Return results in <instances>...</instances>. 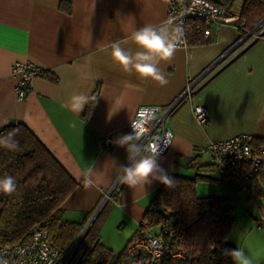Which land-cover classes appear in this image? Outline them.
I'll list each match as a JSON object with an SVG mask.
<instances>
[{
	"label": "crops",
	"instance_id": "obj_1",
	"mask_svg": "<svg viewBox=\"0 0 264 264\" xmlns=\"http://www.w3.org/2000/svg\"><path fill=\"white\" fill-rule=\"evenodd\" d=\"M167 6L168 0H0V129L12 121L25 123L80 183L61 205L64 217L87 224L94 214L101 216L100 242L111 250L123 245L122 250L161 182L146 185L145 194L120 183L119 165L131 161L126 146L115 141L129 134L128 125L140 105H166L194 79L192 97L166 118L173 139L158 164L169 177L204 176L196 184L197 195L222 197V208L232 211L227 242L244 247L253 264H264V222L251 212L252 221L240 200L245 190L251 198L253 189L262 186L264 169L258 181L245 187L210 167L211 154H197L211 141L236 135L264 141V36L242 40L241 20L229 15L206 43L179 45L170 61L158 65L167 85L123 72L111 58V44L120 42L125 53L135 57L142 51L131 40L135 30L146 24L169 30L177 25ZM18 60L45 72L31 80L24 99L16 96L18 77L12 74ZM96 91L87 118V105L80 113L64 107L74 93L84 92L91 99ZM195 105L207 108L205 123L195 118ZM106 139L114 145L107 146ZM193 158L195 167L190 165ZM104 231L117 234L106 240Z\"/></svg>",
	"mask_w": 264,
	"mask_h": 264
},
{
	"label": "trees",
	"instance_id": "obj_2",
	"mask_svg": "<svg viewBox=\"0 0 264 264\" xmlns=\"http://www.w3.org/2000/svg\"><path fill=\"white\" fill-rule=\"evenodd\" d=\"M211 1L227 6L228 16L237 14L245 22L246 29H252L264 19V0H239L237 8L235 5L238 0ZM203 30L201 20L190 19L186 32L187 44L206 43ZM97 93L98 91L93 94L86 106L85 118L92 111ZM12 130H17L14 138L19 145L16 150L0 145V177L13 176L17 189L12 194L1 193L0 242L14 244L27 241L31 230L39 226L55 242L59 249L58 261L61 262L72 251L86 225L85 221L66 219L61 207L80 183L25 123L12 121L5 124L0 129V138L6 137ZM253 143L257 145L262 140L254 138ZM213 166L216 168L215 164L210 167L214 168ZM262 173L260 177L263 176ZM171 178L175 181L174 185L166 187L161 183L142 219L153 230L158 228L159 232L156 233L163 235L169 243L170 251L183 252L184 257L165 255L160 264H233L231 257L225 254V250L237 249L227 242L233 218L230 208H222L225 199L215 195H197V182L205 180L202 175L194 178L172 175ZM262 181L264 183V176ZM259 195L264 197V191L257 186L251 197L257 199ZM258 206L264 211L262 203H258ZM98 218L99 215L73 249L68 263L135 264L138 255L127 252L128 244L121 251L114 252L100 242L96 225ZM104 253L106 256L102 258Z\"/></svg>",
	"mask_w": 264,
	"mask_h": 264
},
{
	"label": "built area",
	"instance_id": "obj_3",
	"mask_svg": "<svg viewBox=\"0 0 264 264\" xmlns=\"http://www.w3.org/2000/svg\"><path fill=\"white\" fill-rule=\"evenodd\" d=\"M236 10V9H235ZM229 9L227 6L219 5L211 0H168V16L175 19L177 25L183 29L184 43L186 45L187 25L190 19H199L204 24L203 36L208 41L212 33L216 30L221 20L228 16ZM262 22L255 25L252 29L245 28V22L241 20V29L243 31L242 40L247 37H262L264 29L255 33V29ZM179 39V35H176ZM12 74L17 76L15 92L18 99H24L30 89V82L33 78L43 76L44 70L30 61H15L12 65ZM194 79H188L182 93L173 101L166 105H140L132 118L138 116H154L147 124V132L141 140V144L146 147L151 145L157 137H163L171 133L166 125L167 116L174 108L185 98L189 99L194 93ZM194 116L201 122L205 123L208 118V110L203 105H195ZM131 120V121H132ZM131 121L128 125L129 133L132 132ZM172 142L173 135L169 137ZM252 135H236L229 139L211 141L205 147L198 150L197 154L202 155L209 153L213 157V163L216 168L233 179H237L247 187L250 183L258 181L260 174L264 169V141L257 145L253 143ZM107 146H113L111 139H106ZM170 145L164 147L161 142V155L166 153ZM144 154V153H140ZM139 155V154H138ZM196 161L191 160L190 165H195ZM109 193L106 194L108 196ZM1 198V193H0ZM1 212V211H0ZM264 220V213H261L260 221ZM172 235L171 231H166ZM127 252L137 253L135 264H160L163 257L171 254L173 257H184L181 250L170 251L169 243L161 233H156L149 224L142 220L131 237ZM68 255L61 261H58L59 249L51 239L48 232L36 226L31 230L30 238L14 244H2L0 242V264H69ZM106 253L102 256L105 257Z\"/></svg>",
	"mask_w": 264,
	"mask_h": 264
},
{
	"label": "clouds",
	"instance_id": "obj_4",
	"mask_svg": "<svg viewBox=\"0 0 264 264\" xmlns=\"http://www.w3.org/2000/svg\"><path fill=\"white\" fill-rule=\"evenodd\" d=\"M173 32L179 35L177 39ZM183 29L179 25L171 26V30L164 26L146 24L135 30L131 34V40L142 51L135 53V57L126 54L120 47V42L111 44V58L120 67V69L128 73L134 74L141 80L150 79L157 82L160 86L169 83L162 68L158 67L161 62L170 61L183 40ZM135 59V63L133 60ZM154 61V62H153ZM131 66V68H130ZM90 96L84 92L74 93L70 100L64 104L75 113H80L85 105L89 103ZM154 116L144 117L140 115L137 119L131 121L132 132L125 134L115 141L121 147L126 146L129 153L130 163L127 165H119L122 169V175L119 177L120 183L127 185L134 191L139 189L145 194L146 185H151L152 181L157 180L166 187L174 185V180L167 176L158 164V158L161 155V142L164 147L171 145V133L165 134L163 137H157L154 142L145 146L141 144L142 138L147 132V124ZM17 130H12L4 138H0V145L9 150H16L19 142L15 140ZM144 153V154H140ZM140 154V155H138ZM17 189L16 179L11 175L0 177V193L12 194ZM249 238L259 244V239L254 233L249 234ZM225 254L231 257L233 264H253V258L245 251L244 247H238L235 250H225Z\"/></svg>",
	"mask_w": 264,
	"mask_h": 264
},
{
	"label": "rangeland",
	"instance_id": "obj_5",
	"mask_svg": "<svg viewBox=\"0 0 264 264\" xmlns=\"http://www.w3.org/2000/svg\"><path fill=\"white\" fill-rule=\"evenodd\" d=\"M240 4V1L238 0V2L236 3L235 5V8H237V6ZM262 24H260L259 27H257L255 30H261V29H264V21L262 20L261 21ZM262 190L264 191V184L262 183V186H261ZM247 190H245L243 193H242V196H241V199L242 202H243V207L245 208V211L247 212H250L249 215L252 216V221L255 222V219H254V216L251 214V212L256 216V218H260L261 216V213H262V210L261 208H259L258 206V203H262L263 204V207H264V197L262 195H259L257 197V199L255 198H250L248 197V192H246ZM102 221V218L101 216L96 220V225L97 227H99L100 223ZM155 232H159L158 231V228H154ZM117 232L116 231H104V237L106 240H112L115 236H116ZM120 243V241H119ZM123 247V245L120 246L119 244V247L118 245H116V247H112L114 252H119L118 250H121V248ZM73 253V252H72ZM71 253V255H72ZM76 260V259H75ZM75 261L73 263H69V264H74Z\"/></svg>",
	"mask_w": 264,
	"mask_h": 264
},
{
	"label": "water",
	"instance_id": "obj_6",
	"mask_svg": "<svg viewBox=\"0 0 264 264\" xmlns=\"http://www.w3.org/2000/svg\"><path fill=\"white\" fill-rule=\"evenodd\" d=\"M263 21H264V19H263ZM95 216H96V214H94L93 217H92V218L88 221V223L85 225V227H84V229L82 230L80 236L78 237V239H77V241H76V243H75L73 249L77 246V244H78V243L81 241V239L84 237V235L86 234L88 228H89V227L91 226V224L93 223ZM73 249H72V251H73ZM72 251H71V252H72Z\"/></svg>",
	"mask_w": 264,
	"mask_h": 264
}]
</instances>
